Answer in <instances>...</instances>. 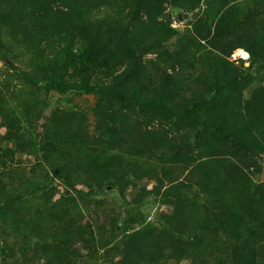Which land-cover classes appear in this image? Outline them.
I'll return each instance as SVG.
<instances>
[{
    "label": "trees",
    "instance_id": "1",
    "mask_svg": "<svg viewBox=\"0 0 264 264\" xmlns=\"http://www.w3.org/2000/svg\"><path fill=\"white\" fill-rule=\"evenodd\" d=\"M174 21H186L181 32ZM4 51L29 56L25 84L93 95L98 121L121 125L105 143L83 116L45 117L33 95L17 113L0 102V233L44 242L30 264L97 262V236L103 247L118 219L94 214L108 222L92 226L86 214L109 189L122 197L123 236L101 264H264V183L253 181L264 0H0ZM150 195L168 210L159 228L139 211Z\"/></svg>",
    "mask_w": 264,
    "mask_h": 264
},
{
    "label": "rangeland",
    "instance_id": "2",
    "mask_svg": "<svg viewBox=\"0 0 264 264\" xmlns=\"http://www.w3.org/2000/svg\"><path fill=\"white\" fill-rule=\"evenodd\" d=\"M186 21L182 23L172 22L173 28L177 31L181 32ZM6 41V48H10V51L16 53L19 50L17 49L16 43H13L9 38ZM55 52L57 51V45L54 49ZM243 52L242 50H237L232 55V61L242 60L245 62V66L249 65L248 63V55L243 52L246 57L240 55ZM9 54L7 52H0V102H2L3 107H10V109L17 113L20 109L21 104L26 102L30 95H33L37 98V101L41 103L44 116L47 117L51 114H63L64 115H76L83 116L84 122L86 123L85 129L99 131L98 136L101 137L103 135L104 142H109L111 140L107 139L105 135H108L104 132H111L113 133L112 136H118L117 133L119 132L120 124L117 123L118 119L116 118L115 122L109 121H98L99 118L95 115V109L97 105V98L93 95H74V94H66L63 96L57 95L54 92H45L42 86L39 87H31L28 84H25L20 76V70L24 69L26 61H28L29 56L21 55L18 61H11L9 60ZM154 60V57L151 55H147L144 58V62ZM75 117V116H74ZM75 117V118H77ZM135 119V116L132 113L127 115L128 123H131ZM105 125V126H104ZM109 140V141H107ZM13 146V143L10 144ZM24 160V157H22ZM256 163L258 169L254 171L253 181L257 186L264 183V153L260 154L256 158ZM0 167V171H1ZM144 183L138 184V188H143ZM148 190L152 188V185L149 184L146 186ZM48 190H55V198L57 200L62 193V186L58 181L49 182ZM108 194L104 195L97 199L102 204V207H93L92 211L93 214H89L87 216L88 221L92 224V226L97 225L100 226L103 222L107 224V220L98 219L95 220L94 214L102 217L105 215L116 216L117 217V224L115 228H108L105 230V245L103 247L99 244V237L97 236V254L93 253V256L96 257L98 260L97 262H93L88 256H83L81 260L78 261L77 264H101V259H103V248L109 244V248L116 247L123 236L122 233V226H123V219H124V210L123 202L121 194L117 190L109 189L107 190ZM135 191L128 190L125 194L126 202L131 201L134 197ZM40 196V195H39ZM53 200V201H54ZM95 211V212H94ZM143 218L147 224L159 228L162 220L161 216L166 214L168 210L162 207L158 199L154 196H148L141 202V206L139 209ZM1 219V218H0ZM1 227V221H0ZM120 227V230L117 228ZM137 230L140 227H135ZM95 235V231H93ZM44 242L38 241L37 239H33L31 242H27L21 239H11L6 237L4 234L0 233V264H30L34 261V259H38L41 257L39 253H33L36 251L38 245H42ZM49 243V242H48Z\"/></svg>",
    "mask_w": 264,
    "mask_h": 264
},
{
    "label": "bare ground",
    "instance_id": "3",
    "mask_svg": "<svg viewBox=\"0 0 264 264\" xmlns=\"http://www.w3.org/2000/svg\"><path fill=\"white\" fill-rule=\"evenodd\" d=\"M240 55H242L243 57H246V55H244L243 52H241Z\"/></svg>",
    "mask_w": 264,
    "mask_h": 264
}]
</instances>
